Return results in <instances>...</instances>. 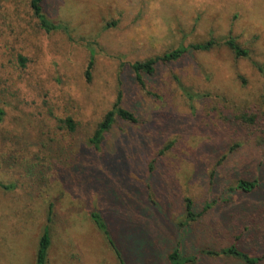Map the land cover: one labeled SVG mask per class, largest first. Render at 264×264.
I'll return each instance as SVG.
<instances>
[{"label":"rangeland","instance_id":"374dc122","mask_svg":"<svg viewBox=\"0 0 264 264\" xmlns=\"http://www.w3.org/2000/svg\"><path fill=\"white\" fill-rule=\"evenodd\" d=\"M42 5L67 32L41 29L29 0H0V184L12 186L0 187V264H35L46 225V264H119L89 211L99 210L116 238L120 210L147 217V209H156L158 226L150 231L162 232L161 218L184 219L185 197L195 213L209 200L218 203L196 218L202 242L213 221L220 224L213 244L248 225L240 246L264 250V234L254 236L245 219L246 209L264 208L263 187L251 195L230 190L237 177L260 180L256 166L264 164V0ZM230 36L248 57L215 45L159 63L154 77L142 76L144 86L130 68L179 44ZM176 77L205 97L187 100ZM119 92L139 122L112 127L100 154L87 142ZM66 117L77 123L74 132L63 124ZM164 144L170 147L148 171ZM143 243L136 242L141 255Z\"/></svg>","mask_w":264,"mask_h":264},{"label":"trees","instance_id":"16d2710c","mask_svg":"<svg viewBox=\"0 0 264 264\" xmlns=\"http://www.w3.org/2000/svg\"><path fill=\"white\" fill-rule=\"evenodd\" d=\"M30 8L34 17L37 19L38 25L45 32H51L54 30H63L67 32V26L63 23L52 21L48 19L46 14L44 13L42 0H29ZM224 45L228 49L232 51L235 57H248L249 51L247 48L241 47L233 37H227L221 42H217L214 38L206 39L202 42L189 43L186 45L179 44L178 46L170 49L169 51L163 53L160 56H155L154 58H147L140 61H135L130 64V68L132 69L136 80L141 86H144V81L142 76L147 75L149 77H154L156 74V69L158 64H169L182 60L186 55L193 54L197 51H207L210 50L215 45ZM94 58L93 53L90 55V58L87 63V68L85 72L86 80L90 79V70L93 66ZM260 70L262 68L260 67ZM178 88L181 90L182 94L189 101L199 100L205 97L206 94L200 92L192 91L188 86L182 84L181 80L176 77ZM3 112L0 108V119ZM244 116V115H243ZM248 120H252L248 116H245ZM131 123L137 124L139 122L138 118L127 108L123 107V101L121 99V92L117 94V97L111 105V107L105 111L102 116L101 121L97 124L93 134L88 139L87 145L95 152L102 153L101 145H103L104 140L108 132L118 123ZM63 124L68 129L69 132H74L77 128V123L74 122L71 118L66 117L63 119ZM169 144L163 145L158 149L156 154L150 158L147 163L148 171L153 169V163L156 162L158 156L164 154L165 149H168ZM234 149V148H233ZM231 149L230 151H232ZM83 170L82 167L78 168V171ZM257 173L260 176V180L254 176L253 178H242L237 177L235 179V185L230 187V190H234L239 192L240 194L251 195L253 194L258 187H263L264 189V164L261 162L256 166ZM152 172V171H151ZM257 175V174H256ZM0 187L4 189H10L11 185H2ZM226 202V201H225ZM223 203V202H222ZM154 204V203H153ZM218 204L216 199H212L211 201L204 204L201 208V211L195 213L193 211V201L189 197H185L183 200V208H184V219L178 222L180 228L188 225L190 221H194L198 216H200L203 212L212 208V206ZM52 203L49 205V212L52 210ZM157 206V205H156ZM258 211L252 212V208H248V212H245V219L247 223L253 225L255 228L252 233L254 236H262L264 234V228L261 227V222L264 221V208L258 205ZM89 217L94 223L97 230H99L104 237L107 239L108 245L112 248V251L116 255L119 264H126L122 254L119 252L117 247L114 244V238L112 236L111 230L109 228L108 223L104 219V217L100 214L99 210L91 209L89 211ZM240 230H237L232 238V242L226 245L223 248L218 250H212L208 248L200 249V253L202 255H213V257H233L238 260H241L245 264H261L264 262V250H254L256 248H242L239 242H242L244 239V234L247 233L249 227L248 225H244L240 227ZM233 234V232H231ZM50 234L49 228L46 225L43 228L42 234L37 240L36 250H35V264H46V251L49 245ZM264 245V244H263ZM199 255H183L180 252V247L178 243L169 251L167 255V264H196L198 261Z\"/></svg>","mask_w":264,"mask_h":264},{"label":"crops","instance_id":"0c3cea01","mask_svg":"<svg viewBox=\"0 0 264 264\" xmlns=\"http://www.w3.org/2000/svg\"><path fill=\"white\" fill-rule=\"evenodd\" d=\"M156 211V209H147L145 212L147 217L139 215V212L136 210L127 211L122 209L119 211V221L116 226L117 235L116 238L114 236V244L118 250L120 249L125 253V257L123 256V258L126 264H167V255L177 243L178 245L180 244L181 250L185 255H199L196 264H233L234 260L245 264L241 260L233 257H213V255L199 254V250L202 248H208L214 251L225 247L227 242H232L230 235L226 242L220 244L212 243L211 236L217 234L215 228L220 225L219 223H214V221L209 223L208 230H212L211 236L205 233L206 238L202 242V239L196 231L198 225V222L195 223L196 219L190 221L188 227L184 226L182 229L179 227L178 221L170 224L165 218H161L160 222L163 231L161 232V229L157 232L150 231V229L158 226V221L152 218L156 214ZM182 212L184 214V208H182ZM165 226H167V230H165L164 234ZM137 240L144 241L141 245L140 253L142 255L138 253ZM160 241L162 243H159ZM206 243L207 245H205ZM214 245L216 246L215 249L213 248Z\"/></svg>","mask_w":264,"mask_h":264}]
</instances>
